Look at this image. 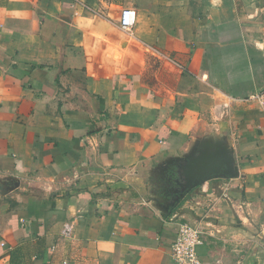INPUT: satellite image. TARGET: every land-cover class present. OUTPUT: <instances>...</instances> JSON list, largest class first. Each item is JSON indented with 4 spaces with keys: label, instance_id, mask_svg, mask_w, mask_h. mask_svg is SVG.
I'll use <instances>...</instances> for the list:
<instances>
[{
    "label": "crops",
    "instance_id": "crops-1",
    "mask_svg": "<svg viewBox=\"0 0 264 264\" xmlns=\"http://www.w3.org/2000/svg\"><path fill=\"white\" fill-rule=\"evenodd\" d=\"M262 91L264 0H0V264H174L182 223L202 264H264ZM216 141L239 175L165 213Z\"/></svg>",
    "mask_w": 264,
    "mask_h": 264
},
{
    "label": "water",
    "instance_id": "water-1",
    "mask_svg": "<svg viewBox=\"0 0 264 264\" xmlns=\"http://www.w3.org/2000/svg\"><path fill=\"white\" fill-rule=\"evenodd\" d=\"M198 151L196 156L181 157L184 163L172 165V179L184 188L172 201L164 202L161 208L165 213H170L185 194L203 182L212 178H234L239 175L231 149L222 141L205 142L199 146Z\"/></svg>",
    "mask_w": 264,
    "mask_h": 264
},
{
    "label": "built area",
    "instance_id": "built-area-1",
    "mask_svg": "<svg viewBox=\"0 0 264 264\" xmlns=\"http://www.w3.org/2000/svg\"><path fill=\"white\" fill-rule=\"evenodd\" d=\"M135 22L134 13L129 9H123L119 26L129 33ZM256 98L264 105V91L257 94ZM205 232L201 227L182 223L177 231L175 240L170 245V256L174 264H202L198 257L196 247L201 242Z\"/></svg>",
    "mask_w": 264,
    "mask_h": 264
},
{
    "label": "flooded vegetation",
    "instance_id": "flooded-vegetation-1",
    "mask_svg": "<svg viewBox=\"0 0 264 264\" xmlns=\"http://www.w3.org/2000/svg\"><path fill=\"white\" fill-rule=\"evenodd\" d=\"M171 179H172V176H171ZM173 180H175V179L173 178ZM169 184L167 185L169 187L168 190L172 189V195L170 196V199L176 198L183 191L184 186L183 187L179 186L175 181H173V183L171 182Z\"/></svg>",
    "mask_w": 264,
    "mask_h": 264
}]
</instances>
